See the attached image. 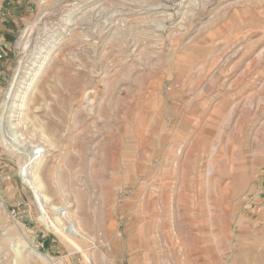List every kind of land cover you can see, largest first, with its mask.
Returning a JSON list of instances; mask_svg holds the SVG:
<instances>
[{"label": "rangeland", "instance_id": "rangeland-1", "mask_svg": "<svg viewBox=\"0 0 264 264\" xmlns=\"http://www.w3.org/2000/svg\"><path fill=\"white\" fill-rule=\"evenodd\" d=\"M33 251L264 264V0H0V264Z\"/></svg>", "mask_w": 264, "mask_h": 264}, {"label": "bare ground", "instance_id": "bare-ground-1", "mask_svg": "<svg viewBox=\"0 0 264 264\" xmlns=\"http://www.w3.org/2000/svg\"><path fill=\"white\" fill-rule=\"evenodd\" d=\"M37 53H39V52H41L42 50H43V48H42V46H37ZM46 60V59H45ZM40 63L39 62H37V64H35L34 66H38ZM24 67V66H23ZM30 75H32V72L31 73H29V74H27V75H24V76H22L21 78H20V81H19V88H23V86L22 85H25L26 84V81L27 80H29L30 79ZM21 84V85H20ZM20 92V91H19ZM17 93H18V91H17ZM21 105L20 104H13L12 105V108H14L15 110L17 109V107H20ZM22 116V114H20V113H18V118H17V120L20 122V121H22L23 120V118L21 117ZM24 121V120H23ZM25 123H26V121H25ZM21 126V125H20ZM13 127V126H12ZM14 127L15 128H17V127H19V125H18V122H17V124H14ZM20 129H21V127H20ZM26 151H27V155H29V154H31L32 156H34L33 155V153L35 154V152L36 151H34V152H32L31 151V149H28V147H26ZM24 153H26L25 151H24ZM37 153V152H36ZM23 154V153H22ZM38 155V154H37ZM36 155V156H37ZM24 180L30 185V186H34V188L36 189V191L38 192L39 190V186H38V183H37V181H36V176H34L31 172L29 173V174H27V175H24ZM41 190V189H40ZM41 198V197H40ZM79 230V229H78ZM77 232H79V231H77ZM79 234V233H78ZM33 254L39 259V260H41V261H43L44 263H46V264H53V259L50 257V256H48V255H44V254H42V253H40V252H38V251H33Z\"/></svg>", "mask_w": 264, "mask_h": 264}]
</instances>
